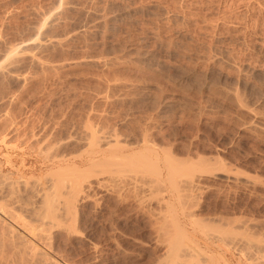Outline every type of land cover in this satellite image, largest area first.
I'll use <instances>...</instances> for the list:
<instances>
[{
	"label": "rangeland",
	"instance_id": "rangeland-1",
	"mask_svg": "<svg viewBox=\"0 0 264 264\" xmlns=\"http://www.w3.org/2000/svg\"><path fill=\"white\" fill-rule=\"evenodd\" d=\"M36 36L61 44L34 50ZM22 46L25 61L12 73L20 79L0 78V117L15 122L1 119L0 135L25 121L57 140L76 139L89 122L130 141L150 134L212 171L197 174L196 205L186 207L213 228L233 227L216 236L236 230L216 254L225 264H264V0H0V68ZM32 53L49 68H32ZM127 194L123 202L90 192L98 204L80 205V229L96 251L77 241L56 248L74 264H159L162 217L138 211Z\"/></svg>",
	"mask_w": 264,
	"mask_h": 264
},
{
	"label": "bare ground",
	"instance_id": "bare-ground-1",
	"mask_svg": "<svg viewBox=\"0 0 264 264\" xmlns=\"http://www.w3.org/2000/svg\"><path fill=\"white\" fill-rule=\"evenodd\" d=\"M94 29L93 31H96ZM86 31L81 29L80 32L88 33ZM58 37L47 40L45 37L36 36L32 42L28 41V45L31 43V49L34 50H48L51 45L55 49L61 44ZM62 40L64 43L67 39ZM23 52V46L11 50L12 56L9 55L6 61L8 64L4 61L7 65L0 68V78L3 81L6 77L9 81L20 79L12 73L15 72L17 67L15 64ZM35 55L34 53L28 57L26 55L27 63L34 69H46L49 65L43 64ZM23 58L25 57H22L21 61H25ZM1 119L4 120L0 117L1 122ZM7 119L8 121L5 119L4 122H8L7 124L11 126L9 128L15 127H12L15 122ZM27 123L26 121L22 123V129H19L20 125L18 129L15 128V133L13 131V135L8 138V134L0 135L4 136L0 138V264H74L64 252L56 248L55 241L66 244L72 241L83 245L87 243L96 251L97 247L90 242L86 230H81L79 226L82 217L79 207L91 201V198L89 199L91 196H88L90 192H98L101 200L110 196L123 202L125 200L121 199L123 195L133 193V202L139 207L138 211L151 209L153 210L150 211L151 214L152 212L160 214L158 219L162 217L163 222L160 221V229L154 234L155 247L159 248V239L162 243L165 240L166 244L163 245L166 246L164 260L160 257L164 262L158 261L159 264H225L224 256L220 254L221 252L216 254V249L223 251L222 247L236 235L232 230L235 233L236 230H229L231 226L228 225L224 228L221 223L222 227L220 221L214 222L213 228V224L210 226L212 222H209V225L206 224L208 222L195 219L197 215L190 210L192 207L187 208L191 198H195V195H192L196 193L192 192L196 188L198 190L197 174L202 176L212 172L208 171L206 162L196 160L197 163L191 162L192 160L182 162L173 156L170 150L166 151L168 148L162 149L146 138L150 135L144 136L146 130L142 139L139 137L140 140L130 141L129 137L121 139L122 136L115 131L93 126L89 122L76 139L75 136L72 135V139L69 135L65 140H62L63 138L57 140L58 138L51 137L54 135L36 133L35 128L28 131ZM71 145L77 147L75 150L79 148L78 152L65 154ZM219 175L223 181L231 178L223 173ZM235 180L237 181V178ZM229 181L231 180L227 182ZM180 187L184 189L180 190ZM90 203L94 206L98 204L95 199ZM191 203L189 205L193 207L196 205ZM163 209L164 214L161 212ZM151 220L157 221L154 217ZM217 222L220 227H216ZM215 228L229 229H219L216 236L213 234L215 232L212 233L217 230Z\"/></svg>",
	"mask_w": 264,
	"mask_h": 264
}]
</instances>
